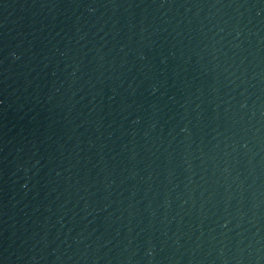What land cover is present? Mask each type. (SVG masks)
I'll use <instances>...</instances> for the list:
<instances>
[{
	"label": "water",
	"instance_id": "water-1",
	"mask_svg": "<svg viewBox=\"0 0 264 264\" xmlns=\"http://www.w3.org/2000/svg\"><path fill=\"white\" fill-rule=\"evenodd\" d=\"M0 264H264V0H0Z\"/></svg>",
	"mask_w": 264,
	"mask_h": 264
},
{
	"label": "clouds",
	"instance_id": "clouds-1",
	"mask_svg": "<svg viewBox=\"0 0 264 264\" xmlns=\"http://www.w3.org/2000/svg\"><path fill=\"white\" fill-rule=\"evenodd\" d=\"M13 56H15V54L13 53Z\"/></svg>",
	"mask_w": 264,
	"mask_h": 264
}]
</instances>
